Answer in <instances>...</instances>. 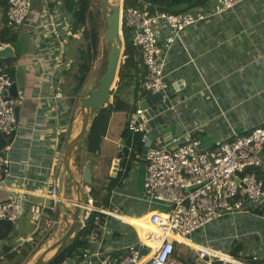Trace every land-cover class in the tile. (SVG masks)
Returning <instances> with one entry per match:
<instances>
[{"label":"crops","instance_id":"obj_1","mask_svg":"<svg viewBox=\"0 0 264 264\" xmlns=\"http://www.w3.org/2000/svg\"><path fill=\"white\" fill-rule=\"evenodd\" d=\"M212 4L213 0H210L209 6ZM47 14L52 15L51 18ZM72 20L63 4L33 0L25 24L10 43V51L0 58L12 59L7 64H10L11 75L17 84V95L24 97L19 105L21 129L4 148V154L12 161L10 175L6 177V183L10 186L48 192L51 180L57 176L58 158L67 136L71 133V138L76 137L82 128L78 95L83 84L77 93L73 92V87L79 62V40L83 35L79 34L80 31L72 33ZM4 69L7 71V66ZM166 72L171 85L182 84L186 90V97H180L179 91L174 95L177 110L172 112V130L174 128L176 131L173 130V136L191 131L202 148H210L233 131L243 132L264 125V0H245L232 10L184 30L181 39L176 40L169 49ZM133 95L132 91H125L123 96L126 103L134 101ZM11 96L15 95L11 93ZM112 100L111 96L110 103ZM96 114L94 112L90 117L86 134L89 136L88 151L78 144L70 165L75 178L82 183L84 167L87 161H91L92 181L103 188L113 177L114 160L123 140L121 134L130 115L128 109L126 123L120 128L116 139L107 134L105 136L109 142H115L117 153L99 157L94 146V135L98 133L94 118ZM109 116L102 114L106 123H111L113 119V115ZM79 156L82 161L80 167L76 164V157ZM141 156L139 161L131 163L129 175L111 192L110 206L105 209L113 212V215L105 214L99 235L92 234L88 249H100L102 256L114 255L127 245L137 243L140 235L137 229L141 226L147 228L146 217L156 209L153 207L155 202L138 183V168L143 166ZM62 170L63 167L57 176L59 180ZM255 171L264 179V164ZM87 187H91L93 194L99 190L94 183ZM81 190L84 195L86 186L82 185ZM61 194L69 199L78 198V187L67 175ZM11 195L12 192L6 191L0 199ZM26 196L32 215L36 205L51 204L50 200L41 196ZM95 199L97 202L99 198ZM60 211L62 224L53 236H60L66 226L63 209ZM50 214L51 210L45 208L41 215L42 222ZM23 216L15 222L13 239L0 241V263L13 264L16 260L8 261L7 255L2 253L7 242H11L20 254L21 246L35 240L34 235L41 229L37 222H32L33 230L25 235L22 232ZM72 217L69 211L68 219ZM195 235L199 241L190 240L187 244L181 239L177 245L175 257L181 264L199 263L197 250L192 249L190 243L197 248H200L197 244H205L228 254H232V249L242 243L239 251L243 256L241 259L249 261L251 256L258 255V264H264V212L258 215L252 211L239 212L217 218ZM179 245H187L191 249L180 250ZM31 256L32 253H29L21 264L31 262ZM221 262L215 261L213 264ZM66 264L76 263L69 260Z\"/></svg>","mask_w":264,"mask_h":264},{"label":"built area","instance_id":"obj_2","mask_svg":"<svg viewBox=\"0 0 264 264\" xmlns=\"http://www.w3.org/2000/svg\"><path fill=\"white\" fill-rule=\"evenodd\" d=\"M44 3H61V0H43ZM245 0H213L211 6L199 8L185 13L168 11H152L149 5L128 7L120 10L121 34L120 40L124 48L125 39L123 27L130 29L134 44L140 49L143 74L140 86L148 93L166 91L171 82L166 72L169 49L181 39V34L194 24L232 10ZM33 0H8V7L0 4V50L10 46L1 40L3 31L18 32L25 24ZM48 18L52 15L47 14ZM89 29V28H88ZM80 35L82 31H80ZM67 38V37H66ZM66 38L63 40L65 43ZM15 83L13 77L0 67V138L4 137L6 145L21 129V124L15 114V107L23 102V96H11L9 90ZM7 91V95L4 92ZM9 92V93H8ZM183 97H186L185 95ZM167 95L163 98L166 100ZM142 100V99H141ZM137 102V109L130 114L127 128L133 134L140 135V141L145 144L148 132L144 122H138V115L143 114ZM176 102L168 107L170 112L177 110ZM169 148L161 136L154 139L149 146L146 157V174L144 179L145 193L153 202L164 203L171 209L164 212L151 210L146 220L153 230L139 227L137 243L127 245L121 252L102 256L100 249H86L82 262L87 264H181L175 255L177 245L189 243L191 233L199 232L207 224L227 214L239 212H254V209L264 207V179L257 175L255 169L264 164V125L255 126L243 132L233 131L220 140L215 146L202 148L201 143L191 131L171 136ZM0 139V190L12 192V195L0 199V220L17 222L27 209V194L41 196L51 201L49 206L36 205L32 212L34 221L44 234H54L62 224V214L59 203L69 206L78 203L82 208L80 218L81 229L95 213L99 221V213L113 215L96 202L91 187L86 186L84 199H69L59 193L58 175L61 171L63 152L57 163V170L50 182L49 191L40 193L26 188L10 186L6 177L10 175L11 159L4 154ZM127 158L139 161L140 155L134 146L128 147ZM194 187V188H193ZM262 198V200H260ZM49 208L51 214L42 222L43 210ZM258 215L257 213H255ZM118 217V216H117ZM144 234V238L141 237ZM156 236V237H155ZM188 240V241H186ZM149 242V243H148ZM12 247L11 242H7ZM197 248L199 259L205 264L223 261L231 264H258V255L251 256L249 261L232 254L218 251L205 244ZM139 246V247H137ZM150 256V257H149Z\"/></svg>","mask_w":264,"mask_h":264},{"label":"trees","instance_id":"obj_3","mask_svg":"<svg viewBox=\"0 0 264 264\" xmlns=\"http://www.w3.org/2000/svg\"><path fill=\"white\" fill-rule=\"evenodd\" d=\"M122 4L124 9L128 7H136L143 5L145 2L149 5V8L152 11H168L171 13H185L188 11H192L199 8H205L210 5V0H122ZM0 4L4 7H8V0H0ZM61 4L64 5L67 12L72 16V33H77L82 31V35L85 40L87 37L91 38V44L87 43L79 48L78 55V67L77 72L74 77L75 86L73 87V92L77 93L84 83L86 76L91 68V61L96 54V49L100 40V29H101V11H93L92 10V0H61ZM89 28V29H88ZM130 32V29L127 27H123L124 33V53L122 62L120 65L118 82L115 90L111 91L112 95V103H108L107 105H103L96 110V112L100 111L104 115L108 116L111 112V108L120 104L129 109V115L133 113L138 105V100L143 99L148 96L150 93L146 92L141 86V81L143 79V74L139 72L142 67V57L140 53V49L137 45L134 44V40L131 37L127 36V33ZM17 32H10L8 30L3 31L1 34V40L11 43L14 41ZM107 51V50H106ZM12 59L0 60V67L5 68L7 66V71L11 75L10 64H7ZM107 64V63H106ZM107 66V65H106ZM12 76V75H11ZM133 87V88H132ZM131 91L133 92L134 101L129 104L126 103L124 99V93ZM128 122V120H127ZM122 139L126 140V145L123 149V154L120 161L119 171L117 172L115 177H110V182L103 188L97 190L96 198H99L97 203L99 206L106 207L110 206V195L113 189L121 185L123 179H125L129 172L131 171L132 162L127 158L128 147L134 146L137 148L138 153L142 155V149L144 144L140 141L139 134H133L128 130L127 125L122 131ZM89 136L86 135L83 143V148L88 151L89 148ZM82 147V146H81ZM81 157H76V164L80 167L82 166ZM102 194V191H104ZM95 196V191H94ZM3 199V198H1ZM5 199V198H4ZM27 204V209L24 214L30 211V207ZM254 212L257 214H262L264 212V207L262 209L256 208ZM100 219L96 221L94 216L87 221V224L84 228L80 230V232L69 242L66 250L56 258L51 264H66L67 261L71 260L76 264L82 263V255L83 252L90 248L91 246V237L92 234L99 235V230L101 228V224L104 223L106 215L103 213H99ZM43 232L41 229L39 232ZM15 233V222L0 220V241L8 240L11 241ZM35 240L27 241L21 246V253L18 254L15 251L14 246L8 247L7 245L3 248L2 253L6 256L8 261L15 260L13 264H21L24 259L27 258L29 253L34 250ZM243 244L238 243L236 247L232 249V254L236 257L242 258L243 256L239 253L242 249ZM177 253V249H176ZM221 262V261H220ZM223 264V261L221 262ZM225 263V262H224ZM0 264H5L1 262ZM192 264V263H191ZM226 264H231L226 262Z\"/></svg>","mask_w":264,"mask_h":264},{"label":"water","instance_id":"obj_4","mask_svg":"<svg viewBox=\"0 0 264 264\" xmlns=\"http://www.w3.org/2000/svg\"><path fill=\"white\" fill-rule=\"evenodd\" d=\"M116 4V0H103L107 22V30L104 34V39L109 45L106 71L102 79L100 80L99 85L95 89H93L88 96L83 98L80 106V113L82 115V128L76 137L71 138V133L67 136V140L63 149L62 165L64 170H62V173L60 174L59 193L61 194V188H63V180L67 175L68 179L78 187L79 194L77 202H82L84 199V195L81 190L82 185L88 186L90 183H92L91 161H87L86 166L84 167V176L82 183H80L75 178L70 163L76 151L77 145L80 144L81 146H83L82 140L87 134L90 117L94 112H96L98 108L103 105L105 106L112 96L111 91L115 88L116 82L118 81L120 65L124 53V48L120 40V11L117 10ZM142 4L148 5L145 2H143ZM132 33L133 32H128L127 36L132 38ZM10 49V46L1 49L0 58L5 56L6 52L10 51ZM176 91H179L178 95L180 97H182L186 92L182 84L180 86L170 85V87L166 91L151 93L140 101L139 108L143 110V114L138 115V122H144L145 129L148 132V139L143 146L142 156L140 160V163L143 166H146L147 151L156 137L161 136L164 140V143L169 148H172V146L169 144V141L171 136H173L171 124L173 113L168 110V107L171 105ZM9 92L13 93L14 95L18 94L16 83L13 84ZM4 94L7 95V91H5ZM165 95H167L168 98H166V100H163ZM19 111L20 106L17 105L15 107V114L17 118L19 116ZM0 139L1 147H4L6 145V140L4 137H1ZM125 145L126 140L123 139L121 141V147L118 152V156L114 160V166L112 170L113 177H115L116 173L118 172ZM5 193L6 192L4 190H0V196H4ZM260 200H262V198H260ZM262 204L264 205V201H262ZM59 208L63 209V218L66 224L65 229L62 234L57 237L56 241L50 240L45 244V247L43 248L45 249L44 252H42L39 256L37 255V257L35 256L36 258L32 260L33 262L31 264H51L66 250L69 242L80 232V218L82 215L81 205L75 203L74 205L69 206L63 202H60ZM69 211L72 213V220L68 219ZM228 216H232V214H227L223 217ZM193 236H195V232L191 233L187 237L190 238ZM81 264L87 263L82 262ZM198 264L205 263L202 262L201 259H199Z\"/></svg>","mask_w":264,"mask_h":264},{"label":"rangeland","instance_id":"obj_5","mask_svg":"<svg viewBox=\"0 0 264 264\" xmlns=\"http://www.w3.org/2000/svg\"><path fill=\"white\" fill-rule=\"evenodd\" d=\"M92 10L93 11H97V10L101 11L100 40H99L98 47L96 49L97 53L93 52L94 54H96V57H94L91 61L90 71H89V73H88V75H87V77L83 83V86L80 90V93L78 95V97H80V99H79L80 104L79 105H81L83 98L88 96L91 93V91L99 85L100 80L102 79V77L106 71V65H107L106 63L108 62L109 45L107 44V42L104 39V34L107 30V22H106V12L104 10L103 0H92ZM79 41L81 42L79 45V48L81 46L87 44V43L91 44V42H92L90 37L89 38L87 37V40H85L84 37H81V39ZM79 41H77L76 44H78ZM117 82H116V85H117ZM115 88L113 90H115ZM108 103H110V101H108ZM113 108H114V110H113ZM113 108L111 109V110H113V112H112L113 119H112L111 123H106L103 120V117H102L103 113L100 111H98L97 112L98 114H96L94 117L96 119L95 120V122H96L95 127L98 128V133L94 135V140H95L94 146H96V148H97L96 155H98L99 157L103 156L104 154L109 156V155H111L112 152L117 153V146H116V144L114 145L115 142H113V141H112L113 143L109 142V140L105 136L107 134V136H110L111 138L116 139V137L118 136L120 128H123L124 124L126 123L128 109H126V107H124L120 103L117 104ZM109 115H108L109 117L112 116L111 114H109ZM104 116H106V115H104ZM108 116H106V117H108ZM127 123H126V125H127ZM171 124H172V126L174 125L173 119H172ZM173 130H174V132H176L174 128H173ZM114 139H112V140H114ZM105 167L107 168L108 165H106ZM138 171L140 173V176L138 178V183H139V186L144 190L143 184H144L145 172H146L145 167L141 166L140 168H138ZM92 183H94V185L98 189L101 188L99 183L97 184L93 181H92ZM96 195H97V190H95V198H96ZM153 207H155L159 210H162L164 212H169L171 209L166 204L159 203V202H156L153 205ZM23 217H24V220L22 223V225H23V231L22 232L25 233V235H26L31 230H33L34 225L32 222L35 223V221H34V218H33L31 211H28L26 214H24ZM71 220H72V218H71ZM54 234H55V232H54ZM57 237L58 236H53V234H44V232H37L36 235H34L35 245H34V250H33L34 252L33 251L31 252L33 255V256H31L32 259L36 258L37 255L39 256L42 252H44L45 249H43V248L45 247V244L48 241H50V240L56 241ZM192 240L199 241L196 235L192 237ZM55 241H52V242H55ZM180 248L183 250L191 249L187 245L186 246L185 245H179V249Z\"/></svg>","mask_w":264,"mask_h":264},{"label":"bare ground","instance_id":"obj_6","mask_svg":"<svg viewBox=\"0 0 264 264\" xmlns=\"http://www.w3.org/2000/svg\"><path fill=\"white\" fill-rule=\"evenodd\" d=\"M116 2H117V10H121V6H122V0H116ZM145 230H153V228L150 226V224L148 223V221H147V228H144ZM141 237L142 238H144V234H141ZM156 237V236H155ZM186 241H188V240H186ZM149 243V242H148ZM150 257V256H149ZM32 263V261L31 262H29L28 264H31Z\"/></svg>","mask_w":264,"mask_h":264}]
</instances>
